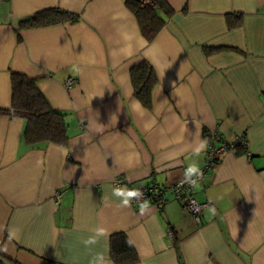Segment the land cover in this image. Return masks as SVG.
Here are the masks:
<instances>
[{
  "label": "crops",
  "instance_id": "0c3cea01",
  "mask_svg": "<svg viewBox=\"0 0 264 264\" xmlns=\"http://www.w3.org/2000/svg\"><path fill=\"white\" fill-rule=\"evenodd\" d=\"M125 1H0V109L11 74L25 75L68 137L30 145L24 119L0 117V264H90L97 253L114 264L115 234L136 264H264V0H165L173 15L150 41ZM50 9L77 19L19 29ZM141 62L156 77L149 107L130 77ZM214 131L246 147L203 172L206 147L196 149ZM190 165L199 222L174 200L142 212L113 195L174 184ZM98 227L106 235L86 247Z\"/></svg>",
  "mask_w": 264,
  "mask_h": 264
},
{
  "label": "trees",
  "instance_id": "16d2710c",
  "mask_svg": "<svg viewBox=\"0 0 264 264\" xmlns=\"http://www.w3.org/2000/svg\"><path fill=\"white\" fill-rule=\"evenodd\" d=\"M126 0L127 8L135 16L140 30L146 40H152L164 27L166 20L173 15L172 8L165 0ZM238 20L229 22L231 26H239ZM75 15L59 9L38 12L19 22V29H31L66 21H75ZM223 50V49H219ZM217 50V51H219ZM210 51V50H209ZM130 77L135 96L149 107L151 91L156 84L153 70L145 62L131 68ZM11 106L0 109V117H18L25 121L24 138L30 145L53 143L59 146L67 144V125L65 115L51 107L37 81L19 73L11 74ZM110 257L114 264H136L137 255L124 234H115L110 238Z\"/></svg>",
  "mask_w": 264,
  "mask_h": 264
},
{
  "label": "built area",
  "instance_id": "2783aa9c",
  "mask_svg": "<svg viewBox=\"0 0 264 264\" xmlns=\"http://www.w3.org/2000/svg\"><path fill=\"white\" fill-rule=\"evenodd\" d=\"M2 1V0H0ZM73 80L67 79L65 87L70 88ZM237 147H246V140L243 135L235 136L231 141L223 139L217 131H214L206 141V150L204 156L205 167L203 172L212 170V168L219 162L221 156L227 151H235ZM185 177L175 182L174 184L166 186L150 185L143 188H134L142 195L130 199V204L139 206L145 203H150L158 209H162L165 204L174 200L179 202L183 209L193 216L196 222L200 221V217L205 204H200L190 194L194 183L184 182ZM189 180L195 181V175L189 177ZM122 185L121 181H116L115 186Z\"/></svg>",
  "mask_w": 264,
  "mask_h": 264
},
{
  "label": "clouds",
  "instance_id": "9594fccd",
  "mask_svg": "<svg viewBox=\"0 0 264 264\" xmlns=\"http://www.w3.org/2000/svg\"><path fill=\"white\" fill-rule=\"evenodd\" d=\"M135 107H139V101L136 102V104L134 105V108ZM205 147H206V141H202L200 143L199 147L196 149L197 153L201 149H204ZM38 163H42V161H38ZM199 174H200L199 169L195 165H190L185 172L184 182L195 183V181L189 180V177H192L193 175H199ZM113 195H115L117 197H121L122 198V204L124 206H128L131 198L140 196L142 194L136 190H126V189L117 187L113 190ZM145 208H146V205H142L141 211L143 212ZM104 235H106L105 230L101 227H98L95 229V235L84 240L83 243L86 247L90 246V245H94L97 243L98 237H101ZM90 264H107L104 254L97 253L93 257L92 261H90Z\"/></svg>",
  "mask_w": 264,
  "mask_h": 264
}]
</instances>
